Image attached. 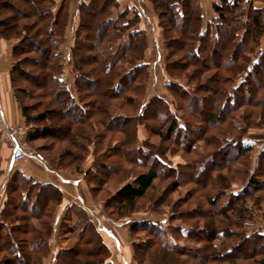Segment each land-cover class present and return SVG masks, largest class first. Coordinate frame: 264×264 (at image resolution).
<instances>
[{
	"label": "rangeland",
	"instance_id": "374dc122",
	"mask_svg": "<svg viewBox=\"0 0 264 264\" xmlns=\"http://www.w3.org/2000/svg\"><path fill=\"white\" fill-rule=\"evenodd\" d=\"M136 1L139 2L137 6L139 11L143 14V21L135 27L143 28L147 33L148 46L146 51V61L149 63L147 88L145 90L139 89L134 92H131L128 89L127 93L131 96V98H133V102L131 104L125 103V100L121 98L122 96H118L114 99L108 98L110 95L106 93L107 96L105 97L106 99L103 98L102 102L104 103L102 104V107H100V109H96L95 112L92 113L91 117L88 120L86 119L87 122L81 123L82 119L67 117L68 113L66 114L64 112L65 110H61L62 114L58 116L54 112V108L48 107V105L50 106V99L46 95V90L34 87L33 83L28 80L29 77H27V80H24L23 76H17L15 84L17 87L19 86V89L21 90L18 94L14 91L15 97L17 101L20 98L24 104L31 107L30 114H41L43 111H47L48 109L53 110V112L49 111V123L53 128L52 135L50 134L49 137L40 136L38 137L39 139L33 142H30L26 137V141L35 155L33 157H26L18 162H24L28 158H35L39 160L36 157V154L39 153L44 158V160L40 161L45 162L46 166L51 171L59 172V174H61L65 179H83V182L85 183L84 189L86 191L84 196L85 199H88L86 204L92 208V210L88 206H86L85 209L89 211L91 215L90 218L96 223V225L98 224L97 227L111 250L110 257L115 264H123V261L124 263L126 261L128 264H160V253L162 250L160 248L162 241L160 242V240H164L165 237H167L166 233L168 232H166V229L168 230L169 227L172 230L175 229L176 233H180L179 229L183 226H193L198 230H202V236L199 237L203 239L205 237L206 241H210L217 248V252L223 255L220 248L221 244H225L227 245L226 247H228L234 243H242L244 242L243 238L245 233L250 234L258 229L264 230V179H262L263 182L260 181V183L257 184L254 190H250V193L248 192L246 195L241 197L242 202L237 205L238 210H241L240 216H238L240 218H237L234 213H231L229 216L220 212L221 208H224V205L227 204V195L232 190L239 189L241 186L246 185L248 178L253 175H251V172L255 168L254 161L257 159L259 153L264 149V87L257 88V86L254 87L251 85V89L249 91H246L241 95H237L235 93L236 91L234 92L231 87L233 81H230L229 83L227 82V102L229 99L228 96L231 95L239 98V104L236 103L237 105L234 108L230 106L227 107L224 110V113L221 114L219 113V108L221 106L220 104L224 102L217 103V106L214 105L217 112L220 114V118L218 119L215 118L210 121V118L206 117L202 113V109L208 110L209 108V104L206 103V101L203 103L202 101H197L196 108L197 110L200 108V112L199 110L197 111L192 109L188 106L190 104L189 101H187L188 99L181 96L178 88L177 92H175L166 86V81L170 80V82L180 83L192 92L196 88L197 84H202V86L205 84L207 90L213 89L216 86L215 80L217 79L218 74L221 73L218 77L221 76L223 78L227 75L225 70L221 69L219 61L230 62L232 53H230L229 50L222 51L217 46H213L210 52L212 54L211 59L209 58L210 60H208V63L206 64H196L195 68L199 70V74L193 75V70L195 68L194 66L189 65L191 60L188 59L187 43H183V38L181 37L182 35L179 34V29L182 25L178 24V26L175 25L172 30L173 33L171 34L180 38L181 47H177L176 50H169L170 53L172 50L175 53L170 56L169 60L172 62L171 64L177 67L173 68V70L171 69V71L169 70L170 74L167 73L168 69H166L164 60H162V57L164 59V55L167 53V49L163 39L164 28L163 25H161L163 23L165 24L167 20L165 17L162 19L158 17V14L154 9L155 4L152 0ZM8 2L10 4L12 3L11 5L15 4L25 8L21 0H8ZM256 5H260V2ZM73 7L75 6L73 5ZM203 9L204 8L202 7L201 10L203 11ZM26 11L28 13L30 12L27 9ZM13 14H15L14 6H5L4 8H0V18L11 16ZM33 20H37V18L31 16L23 18L20 21L22 23L28 22L29 24H32ZM239 27H242V25H239ZM34 32V28L30 30V34H33ZM27 34L29 33L27 32ZM127 34L128 31L125 35L122 34V32H119L120 36L124 35L127 37ZM96 37L97 36H95V38ZM0 38L13 42L14 45L17 42L16 36L4 38L0 35ZM83 38H86V33L83 35ZM73 41L74 38L72 40V38L69 37V34H67V41H65L60 47L63 52V61L66 65L64 80H62V82H72L74 78V74L71 71L72 67L69 62L71 57L70 50L73 45ZM123 44H125V42L118 38L115 42H105L103 49L108 48L110 53L114 54L119 47L121 48V46H123ZM88 45V49L83 52V54L87 57L86 61H90L94 57L92 53V50L94 49L93 42L89 41ZM255 46L256 45H251L253 49L256 48ZM263 47L264 34L261 37L260 45H258L257 48L261 49ZM136 52V56H140L138 50L133 51V54ZM110 53L107 52V54ZM160 53L162 57L158 60ZM107 54H105V56H107ZM217 54L219 56H217ZM244 54L246 55V53ZM36 57L37 52L30 51L18 54L15 60L20 61L25 70H29L34 74H39L40 66L36 64L35 60L32 61L33 58ZM117 60L118 61L116 63L118 69L117 72H112L110 75L111 78L116 77L118 73L119 75H124L130 69V64L128 62H124V57L122 59L117 57ZM151 62H153V64ZM217 62L218 64L216 65ZM89 66L90 67H86L89 71L99 68L98 63H94L93 65L90 64ZM102 74L107 76L106 73L100 72V74L93 73L89 78L91 80V84L88 83V85L92 89L94 88L95 98L100 95L101 91L103 92L108 89L106 88L108 86L98 82ZM142 76V80H144V74H142ZM188 77H194V81H189ZM243 77L244 74L239 75L240 79ZM95 78L96 80L98 79L97 83ZM137 82L138 81L136 80L135 84ZM80 93L82 94V92ZM210 93V91L207 92L204 90H199L197 92L199 96L204 94L211 95ZM86 94L90 96L88 91L85 89L82 94V97L85 99H87ZM226 94H223L224 97ZM153 95L163 96L174 105L176 102V106L182 109L179 113H177L178 116H181L180 122H185L186 125H192L193 127H203L206 125V135L204 134L201 138L196 140L194 137L191 138L192 136L187 137L182 133H174L170 139L167 138L169 124L164 122L163 116L149 115V118H146L147 114L146 116L141 117V113L138 112L142 105L146 104L147 100ZM85 102L88 105V108L89 105L95 107L94 104L88 103L89 101L85 100ZM110 112L126 115L128 118L134 119L132 122V135L136 134L137 123L141 122L142 124L139 128L138 136L141 140H143V138H147V149L145 150L148 152L152 149L150 150L151 153L149 152L151 154V158L159 155V166L157 168L159 178L154 182L153 188L149 190L147 195L143 199L139 200L136 205L137 210L130 213L128 216H121L120 203H116V201L112 202L111 198L112 196H115L117 190L122 187L125 180H127V182H131L137 174L148 170V163L150 164L151 160H149V158L147 159L144 153L139 154V156L135 154L126 156L128 154L123 151V148L126 147V152H129V148H132L136 144V142H133L135 138L132 137V139H127V132L120 131L117 128L113 130L108 127L105 120L110 115ZM191 112H193V114ZM68 115L70 116L72 114ZM148 124L152 125L153 131L150 130L151 126ZM20 125L25 127L27 133L28 131L37 128L38 132L36 130V133L42 134L41 122L33 123L31 125L22 123L17 126ZM82 129L87 132L86 135L89 136L90 141H85L84 138L80 136ZM239 133L244 134L243 137L254 144V148L251 152L246 153V155H241L235 151L233 146L231 147L233 149L228 147L225 150H220V146L225 145L226 142L229 143V141L232 143V137L239 135ZM191 143L195 144L197 148H191ZM84 144H87V147ZM0 145H4L9 150H7L8 153L6 155L5 166L2 170H0V182L3 181V184L0 186V199L3 197L0 203L4 206L6 199L10 198L12 202H17L20 206V203L23 201V195L21 194L22 189H12L11 186L9 189L7 188V182H9L13 171H15V166L10 170V168H7L8 165H6L7 163L10 165L12 150L10 145L5 142V140H0ZM117 146L121 147L118 148L121 150L117 149L115 151L112 149V147ZM78 147H80L79 150L76 149ZM81 154L82 156L85 155V158L82 160H80L81 158L79 159L76 157V155L81 156ZM205 157L207 158L204 160L206 173H203L201 176L195 173L191 176L194 169H198L197 162H202ZM138 158H140L139 161H143V164L139 163ZM16 163L17 162H15V164ZM98 163L110 166H120L121 171L115 176L113 175L111 178H108L107 175L104 174L96 176L95 173H92L89 175V173H91L89 168L93 165H98ZM53 165L58 169H52ZM170 166H173L177 171L182 173H180L178 179L177 172L176 174L169 173ZM78 167L80 170L77 169ZM25 174L30 176L27 172ZM88 175L92 178H96V181L87 180ZM224 178H226V182H220ZM262 178H264V176H262ZM16 183L17 181L13 182L15 185ZM175 183L177 184V187L174 186ZM28 185L29 182H26L25 187L27 188ZM71 189L73 188L69 187V190ZM37 190V188H34L33 193H37ZM2 193L4 196L1 195ZM48 194L49 193L47 191H44L42 194L44 195L42 198L45 197V199L41 198V200L48 206L46 210H43L42 215H25L26 217H24V220L17 223L12 218L13 223L10 220L9 221L11 223L6 220L9 225L11 224L10 226L14 227V229L15 226H24L28 228V230L31 229L28 231L29 233H25V235L22 233L18 234V231H16V233H14L15 238L18 236L16 240L20 241L23 236L32 240L36 234L32 230L33 226L40 229L42 227V223L47 220L55 224L58 208L56 212L52 209L51 214H48L51 210V201L48 199ZM29 198L31 199V197ZM32 198L34 199V195ZM212 200H214V203H212ZM14 206L19 207L18 205ZM13 207L10 205L7 209L13 210ZM39 208L40 207L36 206L35 211L37 213ZM227 210L229 211L231 208H227ZM14 212L16 214H21L23 213V210H14ZM66 214L65 220H68L70 226H74L75 218L73 217L74 215L71 210L68 209ZM142 219L146 222L161 223L163 230L159 231L156 228H151L150 232L139 231L136 233L133 232L134 234L132 232L130 233V226L136 220ZM235 220L238 223H236ZM56 226H54L55 231L50 240L51 247L47 250H36L34 253L35 258L32 262L33 264H53V259L55 258L54 256L56 255L58 249L63 248L64 246H69V248L77 247L81 249V258L78 257L79 264H83V262L90 264L94 261L95 255L93 256V253L95 254V252H98L99 250L93 233L87 232L85 237L83 236L78 238L76 232L78 231L79 234L82 233L83 231L81 230V227H74V230H69L68 228H61L59 230L60 225L58 228ZM7 227L8 226H6V228ZM221 230H227L225 232L227 236H219V232ZM3 231L4 230H2V232ZM175 235L177 236L176 239L178 240L179 238L180 240V246L187 252L186 254H182L180 258L177 257L179 259L177 262L186 264H203V262H200L199 259H204V257L208 254L206 249V251L202 250L206 243L192 242L190 241V237L184 239L178 234ZM198 235H200V233ZM135 241H138V243H145V246L136 248L134 246ZM117 243L120 245L119 247H117ZM4 244H1V247L4 249L0 251V258L5 256L11 257L13 254L9 252V250H13L12 245L3 246ZM254 245V250L246 252L245 255H242V248L241 251L240 248L237 250V264H259V261L264 257V243ZM137 255H139L138 258ZM227 262L229 261H223L218 256L213 255L212 262L209 264H229Z\"/></svg>",
	"mask_w": 264,
	"mask_h": 264
},
{
	"label": "trees",
	"instance_id": "16d2710c",
	"mask_svg": "<svg viewBox=\"0 0 264 264\" xmlns=\"http://www.w3.org/2000/svg\"><path fill=\"white\" fill-rule=\"evenodd\" d=\"M21 1L25 8L15 4L11 5L12 3L10 4L8 0H0V8H4L5 6H14L15 8V14L0 18V35L4 38L9 36L17 37V42L13 46L12 50L14 64L11 70V82L14 86L13 88L15 93L18 94L21 90L19 89V86L17 87L15 84L17 76H23L24 80H27V77H29L28 80L33 83L34 87L46 90V95L50 99V106L48 105V107L54 108V112L58 116L62 114L61 110H65L64 112L66 114H72L70 116L67 114V117L82 119L83 121L81 120V123H85L87 122L86 119L88 120L96 109H100V107H102V104L104 103L102 102L103 98L107 96L106 93L110 95L108 98L114 99L118 96H122L121 98L125 100V103L131 104L133 102V98H131V96L127 93V90L129 89L131 92H134L139 89L145 90L147 88V76L149 74V63L146 61V51L148 46L147 33L145 29L135 27L137 24L141 23L143 17V14L136 6L123 5L121 0H78V4H76V10L78 11L79 19L76 30L72 36V40L74 38V41L70 50L71 57L69 61L70 66L72 67L71 71L74 74V78L72 82L67 84L62 82V80H64L66 65L63 61V52L60 47L65 41H67L69 20L71 16V5L73 0ZM152 2L155 4L154 9L158 14V17L161 19L165 17L167 20L165 24H161L164 28L163 39L167 49L164 59L166 69H168L167 73H169L171 69L173 70V68L177 67L171 64L172 62L169 60L170 56L175 54L173 50L171 53L169 50H176V48L181 45L180 38L171 34L173 33L172 30L174 29L175 25L178 26V24L182 25V27L179 29V34L182 35L181 37L183 38V43H187L188 59L191 60L189 64L190 66H194L195 68L196 64L208 63V60L211 59L212 54L210 52L213 46H217L222 51L229 50L230 53H232L230 62L219 61L221 69L225 70L227 75L225 78L221 76L218 77L221 75V73H219L217 79L215 80L216 86L213 89L207 90L205 84L203 86L202 84H197L196 88L192 92L180 83L170 82V80L168 82L166 81L167 87L174 90L175 92H177L178 88L181 96L185 99H188L187 101L190 103L188 106L194 110H197V101H202V103L206 101V103L209 104V108L208 110L202 109L201 111L206 117H209L211 121L215 118H220V114L224 113V110L227 107L230 106L234 108L237 104H239V98L231 95L228 96L229 99L227 102V82L229 83L230 81H233L231 87L234 92L236 91L235 93L237 95H241L242 93L249 91L251 89V85L254 87L257 86V88L264 87V47L261 49L257 48L258 45H260L261 37L264 34V6L256 5L255 0H216L212 5V9L214 10L215 14L214 17L211 20H205L203 11L201 10V0H152ZM26 9L30 12L28 13ZM31 16L37 18V20H33L32 24H29L28 22L22 23L20 21L23 18H28ZM239 25H242V27H239ZM33 28L35 29V32L30 34V30ZM127 31L128 34L126 37L124 35ZM27 32L29 34H27ZM119 32H122L124 35L120 36ZM85 33L86 38H83ZM95 36L97 37L95 38ZM118 38L122 39L125 44H123L121 48L119 47L114 54L110 53L108 48L103 49L105 42H115ZM89 41L93 42L94 49L92 50V53L94 57L92 60L86 61L87 57L83 54V52L84 50L88 49L87 47H89ZM251 45H256V48L253 49ZM137 50L138 53H140V56L138 57L136 56L137 52L133 54V51ZM30 51L37 52V57L33 58L32 61L35 60L36 64L40 66L39 74H34L29 70H25L24 66H22V63L18 60H15L18 54ZM107 52L110 54H107ZM244 53H246V55ZM105 54H107V56H105ZM116 55L119 59L124 57V62H128L130 64V69L124 75H119V73H116L117 76L111 78L110 75L112 72H117L118 69L116 63L118 60ZM217 56L219 55L217 54ZM94 63H98L99 68H95L93 71L87 70L86 67H90L89 65H93ZM217 64L218 62L216 65ZM100 72L106 73L107 76L102 74L99 81L95 78L96 83L98 81L101 84L108 86L106 87L108 89L104 90L103 92L101 91V96L98 95L99 98H95L94 88L92 89L88 83L91 84V80L89 78L93 73L100 74ZM142 74H144V80H142ZM194 74H199V70L195 68L193 70V75ZM241 74H244L242 79L239 78V75ZM193 78L188 77L189 81H194ZM136 80L138 82L135 84ZM85 89L90 95L88 96V94H86L87 99L82 97ZM199 90H204L207 92L210 91L211 95L204 94L199 96L197 94ZM80 92H82V94ZM223 94H226L225 97ZM85 100L89 101L88 103L94 104L95 107L89 105L88 108ZM18 101L25 119V124L31 125L37 122L42 123V134L36 133L37 128L28 131L26 137L29 139V141H36L40 136L49 137L50 134L52 135L53 128L49 123V111L53 112V110L46 109L47 111H43L41 114H30L31 107L24 104L20 98ZM219 102H224L220 104V114L217 112L215 107ZM176 105V102L174 105L163 96L153 95L147 100L146 104L142 105L138 112L141 113V117L146 116L147 114L146 118H149V115L163 116L164 122L169 124L167 130V138L169 139L174 133H182L187 137L192 136L191 138L194 137L196 140L201 138L202 135H206V125L203 127H193L192 125H186L185 122H180L181 116H178L177 113H179L182 109L178 108ZM198 110L200 112V108ZM191 113L193 114V112ZM109 114L105 121L110 129L112 128L114 130L117 128L120 131L127 132V139H132V137L135 138L133 142H136V144L132 148H129V152H126V147L123 148V151L128 154L126 156H131L134 154L139 156V154L144 153L145 157L151 160V163H148V170L137 174L134 180L131 182H127V180H125L122 184V187L117 190L115 196H112L111 198L112 202L116 201V203H120L121 216H128L130 213L137 210L136 205L138 204L139 200L143 199L147 195L149 190L153 188L154 182L159 178V172L157 169L159 166V155H152L153 157L151 158L150 150L152 149L149 150V147L148 152L145 150L147 149V138H143V140H141L138 136V131L142 124L141 122L137 123L136 134L132 135L131 132L132 122L134 120L133 118L131 119L126 115L116 114L114 112H110ZM148 125L151 126L150 130L153 131L152 125ZM80 133V136L83 137L85 141H90V138L88 135H86L87 132H85L84 129H82ZM243 136L244 134L239 133V135L232 137L233 142H226L225 145L220 146V150H225L226 148H231L233 146L235 151L241 155H246V153L251 152L254 148V144L249 142ZM84 145L87 147V144ZM190 146L194 149L197 148V146L192 143ZM79 148L80 147L76 149L79 150ZM118 148L121 147H112V149L115 151ZM77 155L76 157L79 159L81 158L80 160L85 158V155ZM206 159L207 158L205 157L202 162H197L198 169H194V172L191 174V176L195 173L200 176L203 175V173H206V165L204 161ZM139 160L140 158H138V161ZM254 162L255 168L251 172V175L253 174L254 177L252 175L248 178L246 185L241 186L239 189L232 190L227 195V204L224 205V208L222 207L220 211L223 214L230 216L231 213H234L237 218H240L238 216H240L241 210H238L237 205L242 202L241 197L246 195L250 190H254L260 181L263 182L262 179L264 178H262V176H264V149L259 153L257 159ZM139 163L143 164V161H139ZM53 168L58 169L54 165L52 166V169ZM77 169L80 170L79 167ZM89 170L91 171L89 175L92 173H95L96 176L104 174L107 175L108 178H111L113 175L115 176L121 171L120 166H110L103 163L93 165L89 168ZM176 172L178 179L181 172L177 171L173 166L169 167L170 174H176ZM89 175L87 180H93L95 182L96 178H92ZM225 179L226 178L222 179L220 182H226ZM11 181H17L16 185ZM26 182H29L27 188L25 187ZM10 186L12 189H22L21 194L23 195V201L19 206V203L12 202L10 198H7L0 211V251L4 249L1 247V244L4 243L5 244L3 246H10L11 244L13 249L11 251L9 250V252H11L13 255L11 257L5 256L0 258V264H33L32 262L34 261V253L36 250H47L51 247L50 240L55 231V224L47 220L46 222L42 223V227L40 229L33 226L32 230L36 233L33 239L29 240V238L23 236L22 239L19 238L20 241H18L16 240L18 236L16 238L14 237V233H16V231H18V234L22 233L25 235V233H29L28 231L31 229L28 230V228L24 226H15L14 229V227L10 226L11 224L9 225V223H11L13 220H15L16 223L23 221L24 217L27 215L30 216V214L35 216L42 215L43 210H46L48 207L41 200L42 196H44L42 195L44 191L49 193L47 196L51 201V210L48 213L49 215L51 214L52 209L54 212H56L59 205L63 202L64 195L62 190L54 184L42 183L39 180H35L34 177L26 175L22 170L16 167L11 178L9 179V182H7L8 189ZM174 186L177 187V184L175 183ZM34 188L38 189L37 193H33ZM33 195L34 199L32 198ZM29 197H31V199ZM43 198L45 199V197ZM212 201V203H214V200ZM8 205H11L12 207L14 205H18L19 207L14 206L13 210H8ZM36 206L40 207L38 213L35 211ZM226 207L228 209L231 208V210L228 211ZM14 210H23V213L16 214ZM70 210L74 215L73 217L75 218L74 226H70L68 220H65L66 218L64 217L59 226V230L61 228L74 230L76 227H81L82 229H80L83 232L80 234L78 231L76 232L78 238L83 236L85 237L87 232L93 233L95 235V241L98 244L99 251L95 252V254L93 253V256L95 255V259L90 264H115L110 257L111 250L96 223L90 218L91 216L89 215V212L84 207L79 206L76 203L71 204ZM6 220H10L11 222L9 221V223H7ZM235 222L238 223L236 220ZM6 226L8 227L6 228ZM151 228H156L159 231L163 230L161 223L158 224L157 222H146L142 219L136 220L130 226V233H136L139 231L150 232ZM2 230L4 231L2 232ZM179 230L180 233H176L175 229L172 230L170 227L168 230L166 229V232H168L166 233L167 237H165V239L163 238L164 240H160V242L162 241L160 248L163 250H161L160 253V264H186L177 262L179 260L178 258L187 252L180 246V240L179 238L178 240L176 239L177 236L175 234L180 235L181 238L184 239L190 237V241L192 242L206 243L202 250L208 251V254L206 255L207 258L204 257V259L201 260L198 258L200 262H203V264L211 263L213 255L218 256L223 261H229L227 262L229 264H237L238 254L236 252L239 248L240 251L242 248V255H245L246 252L254 250V244L259 245L264 243V230L258 229L251 232L250 234L245 233L243 238L244 242L242 243H234L228 247H226L227 245L225 244H221L220 248L223 252V255H221L219 252H217V248L210 241H206L205 237L204 239L199 237L202 236V230H198L193 226H183ZM226 231L227 230H221L219 232V236H227L225 233ZM197 232L198 234L200 233V235H198ZM134 246L136 248L140 246L143 247L145 246V243H138V241H135ZM81 255V249L77 247L69 248V246H64L63 248L58 249L56 255L54 256L55 258L53 259V264H79L78 257L81 258ZM138 256L139 255H137V258ZM83 264L89 263L83 262ZM259 264H264V257L259 261Z\"/></svg>",
	"mask_w": 264,
	"mask_h": 264
},
{
	"label": "crops",
	"instance_id": "0c3cea01",
	"mask_svg": "<svg viewBox=\"0 0 264 264\" xmlns=\"http://www.w3.org/2000/svg\"><path fill=\"white\" fill-rule=\"evenodd\" d=\"M215 1L216 0H202L201 1L202 7L204 8L203 15H204L205 20H211L214 17L215 14H214V10L212 9V5H213V2ZM259 2H260V5L258 6H264V0H255V4H258ZM121 3L123 5L136 6L138 8L137 4L139 2L136 0H121ZM76 4H78V0H73L72 5H71V16H70L69 27H68V34L70 38H72L74 31L76 30V27L78 25L79 17H78V11L76 10L77 8ZM73 5L75 7H73ZM142 21H143V18H142ZM13 45H14L13 42H9V41H6L0 38V97H1V103H2L4 113L6 115L7 121L11 125H18L22 123L24 124L25 119L23 117L20 104L18 103L15 97L14 90L12 87L13 85L11 82V70L14 64V60L12 56ZM159 56H158V60L161 59L162 57L161 53L159 54ZM164 59H165V55H164ZM164 59L162 57V60ZM151 63L153 64V62ZM168 81L169 80H167V82ZM63 83L68 84L69 81H66ZM7 150L8 149L4 145H0V170H2L5 166L6 155L9 151ZM6 165H8L7 168H10V170L13 168V166H15L16 168L23 170V172L25 173L27 172L30 176L34 177L36 180H39L42 183L54 184L55 186H57L58 188L62 190L64 198H63V202L59 205L58 210H57V216L55 220V226L57 225L56 226L57 228L60 225V223L63 221L66 215V211L71 208L72 203H76L77 205L82 206L84 208L88 206L86 204V201L88 199H85V196H84L86 194V191L84 189L85 183L83 182L82 178H79V179L73 178V180L65 179L61 174H59V172L51 171L46 166L45 162L37 160L35 158H28L24 162H21V163L17 162L15 164L14 162H12L11 157H10V165L8 163ZM2 182L3 181L0 182V186L3 184ZM69 187H72L73 189L69 190ZM1 195L4 196L3 193ZM2 207H3V204L0 203V211ZM90 209L92 210V208ZM119 246L120 245L117 243V247ZM122 263L128 264L126 261L125 263L124 261Z\"/></svg>",
	"mask_w": 264,
	"mask_h": 264
},
{
	"label": "built area",
	"instance_id": "2783aa9c",
	"mask_svg": "<svg viewBox=\"0 0 264 264\" xmlns=\"http://www.w3.org/2000/svg\"><path fill=\"white\" fill-rule=\"evenodd\" d=\"M26 129L24 126L9 124L0 102V140L7 142L12 150V162H18L26 157H33L35 154L26 141ZM39 160H44L39 153L36 154Z\"/></svg>",
	"mask_w": 264,
	"mask_h": 264
}]
</instances>
